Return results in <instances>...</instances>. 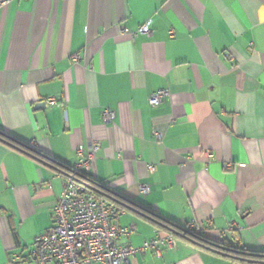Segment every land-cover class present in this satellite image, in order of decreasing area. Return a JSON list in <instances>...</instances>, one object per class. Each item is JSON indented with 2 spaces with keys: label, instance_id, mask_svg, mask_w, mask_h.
Segmentation results:
<instances>
[{
  "label": "crops",
  "instance_id": "crops-1",
  "mask_svg": "<svg viewBox=\"0 0 264 264\" xmlns=\"http://www.w3.org/2000/svg\"><path fill=\"white\" fill-rule=\"evenodd\" d=\"M0 133L62 171L98 142L86 179L209 243L264 253V0H9ZM65 178L0 143V264H37ZM116 223L134 224V248L167 235L128 210ZM174 239L130 264H264Z\"/></svg>",
  "mask_w": 264,
  "mask_h": 264
},
{
  "label": "built area",
  "instance_id": "built-area-1",
  "mask_svg": "<svg viewBox=\"0 0 264 264\" xmlns=\"http://www.w3.org/2000/svg\"><path fill=\"white\" fill-rule=\"evenodd\" d=\"M8 1L0 0V7ZM123 32L129 33L127 30ZM150 33V22H147L130 35L135 38L138 35L149 36ZM78 60V55L73 56V61ZM168 94L167 90L156 92L151 97L153 106L161 104ZM55 103V100L50 101V104ZM101 118L103 124L108 125L114 114L104 110ZM155 137L160 138L158 133H155ZM99 149L100 144L95 141L89 143L86 151L82 146L76 149L78 161L70 170V176L65 178L62 196L52 209L51 227L34 240L29 257L37 264H130V260L139 253L153 251L158 256L159 244L175 247V239L170 235L157 236L138 248L131 247L125 240L135 232L134 224L119 226L115 207L98 200L94 192L78 182L91 171ZM205 156L207 159L213 158L210 152H205ZM224 169L232 171L233 166L226 164ZM139 191L142 195L149 193L146 186H140ZM188 233H192V230L188 229Z\"/></svg>",
  "mask_w": 264,
  "mask_h": 264
},
{
  "label": "trees",
  "instance_id": "trees-1",
  "mask_svg": "<svg viewBox=\"0 0 264 264\" xmlns=\"http://www.w3.org/2000/svg\"><path fill=\"white\" fill-rule=\"evenodd\" d=\"M0 143L6 145L7 147L11 149H14L15 151L27 152L28 154H30L32 158L39 160L41 162H46V164L48 166H51L54 170L64 173L66 178L70 176V171H62L61 168L58 167L57 165L52 164L49 161H46L45 158H43L37 151L20 144L19 142L6 136L5 134L0 133ZM82 180L89 186L94 187L97 190H99L103 195H106L118 201L120 204L114 205L116 207L117 212L128 210V211L136 212L138 214H142V216L146 218V220L153 223L157 227L158 230L162 231L163 233H166L167 235H170L177 239H181L190 245L207 248L208 250H212L214 252H217L218 254L224 255L236 261L245 262V263L247 262L264 263V253H254V252L247 251L245 248H243L239 244L228 246L227 244L223 242L214 243V244L209 243L202 235L198 234L194 230H192V233H188V230L186 228L177 227L169 221L163 220L160 217L146 210L140 209L139 207L128 202L127 200L123 199L117 194L110 192L105 187L98 185L85 178ZM95 196L98 200H103L109 204H113V202L109 201L108 199H106L105 197L101 195L95 194Z\"/></svg>",
  "mask_w": 264,
  "mask_h": 264
},
{
  "label": "water",
  "instance_id": "water-1",
  "mask_svg": "<svg viewBox=\"0 0 264 264\" xmlns=\"http://www.w3.org/2000/svg\"><path fill=\"white\" fill-rule=\"evenodd\" d=\"M81 179H84V178H81ZM86 179V178H85ZM78 182L81 184V185H83V186H85L87 189H89L90 191H92V192H94L95 194H98V195H101V196H103V197H105L106 199H108L109 201H111V202H113V203H115V204H120L118 201H116L115 199H112L111 197H108V196H106V195H103L99 190H97L96 188H94V187H91V186H89L88 184H86L85 182H83V180H78Z\"/></svg>",
  "mask_w": 264,
  "mask_h": 264
}]
</instances>
